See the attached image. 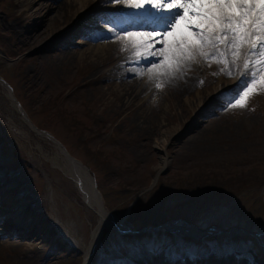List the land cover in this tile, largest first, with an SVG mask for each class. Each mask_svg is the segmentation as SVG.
I'll return each instance as SVG.
<instances>
[{
    "label": "rangeland",
    "instance_id": "obj_1",
    "mask_svg": "<svg viewBox=\"0 0 264 264\" xmlns=\"http://www.w3.org/2000/svg\"><path fill=\"white\" fill-rule=\"evenodd\" d=\"M36 1L46 3L43 9L52 2L33 0L31 5L26 0H0V76L10 84L32 122L41 129L49 130L63 145H55L44 132H34L19 110L14 108L4 83L0 84V163L3 165L0 171L8 176L4 178L8 179L10 187L9 191L6 188L4 193H0V200L2 203L6 201L8 206L15 201L24 202L30 219H38L39 225L43 222L44 225L39 228L43 226L46 233L32 240L37 247L34 252L29 249L31 240H22L20 245L19 240L12 243L8 242L10 237H2L0 264H83L82 252L89 242L98 214L96 208L88 203V198L84 197L79 181L71 174L65 151L87 168L90 181L96 182L93 184L101 202L109 211L117 213L121 223L126 215L124 211L128 212L130 207V211L135 207L137 213H144L135 217V223L141 227L146 223L157 224L165 208L168 217L174 216L167 222L179 228H190L191 224L187 221L205 228L209 220L214 221L215 218L225 223L224 229L239 222L252 229L258 222L264 221V187L260 193L255 192V199L252 192H247V189L254 188L251 187L254 181L264 180V85L258 82L254 86L256 90L249 94L244 106L235 105L234 100L224 103L226 101L219 98L220 109L209 108L212 113L215 112L214 115L207 116V120L198 127L191 125L198 109L214 100L216 93L239 81L250 82L245 61L262 57L250 56L247 59L248 42L243 43L244 49L241 44L235 62L230 51L223 60L217 58L219 52L216 51L211 57L197 55L194 60L181 61L175 68L177 73L174 76L177 78L178 75L179 82L184 84L189 81L193 86L191 93L185 96L173 95L169 85L158 88V77L153 80L145 77L144 82H148L146 90L126 97L121 93L128 81L123 84L121 79L125 77H121L120 73L126 71L127 77L131 75L130 70L140 72L144 67L137 66L140 70H136L135 65L127 61L128 56L144 49L137 48L135 41L123 33L113 35V38L120 36V44L113 45L109 49L111 52L103 56L93 52H88V55L81 53L85 47H92L100 41L92 43L89 38L76 39L74 35L69 39L66 50H55L49 47V43L47 48H41L46 46L49 34L59 31L60 35L69 27H75V31L83 30L87 35L93 33L88 31L86 23L72 24L81 12L75 14V5L65 1L62 8L64 17L60 12L51 28L40 32L32 42L24 40L25 32L32 25L30 20H37L40 15H31L30 10L25 8L28 4L36 8ZM122 1L123 6H129L124 4H128L127 0ZM95 5L107 8L108 5L120 4L88 0L84 10ZM163 23L166 24V20ZM134 29L146 30L145 27ZM98 30L94 31L93 38ZM110 39L108 36L101 42ZM80 40L82 44L78 43ZM224 48L225 45L216 46L217 50ZM207 51L212 53L215 50L202 49L203 53ZM138 60L149 63L141 56ZM230 61L235 70L232 77L224 73ZM218 78L224 81L220 88L216 87ZM244 87L246 83L240 87L239 94ZM187 128L191 130L189 133H186ZM180 133L183 136H179ZM163 156L167 157V162L159 167ZM13 168L23 172L21 179L27 188L18 199L14 193L18 189L19 178L13 177ZM224 190L229 192L228 198ZM30 198L38 207V216H31ZM167 198L165 205L162 202ZM225 198L232 200L230 204L225 203ZM14 212L6 213L5 217L10 214L15 216ZM211 212H215V217L210 218ZM19 213L23 216L27 214L23 210ZM178 218L187 221L184 224ZM110 226L111 223L105 224L106 234L118 235L117 230ZM172 228L167 230L168 233L159 234L162 243L165 241L171 245V241L175 242L174 235L180 237V233L186 232L179 233ZM58 232L73 244L74 250L63 249L65 243L55 237ZM186 235L183 238L188 252H194L197 244L201 246L199 251H216L217 241L223 239L226 242V236L210 234L205 235V245L197 241L190 243L187 239L195 240L199 236ZM231 239L227 237V240ZM56 241L63 244L58 243L60 247H55L56 244L50 246ZM150 241L147 239L146 242ZM238 242L233 251L229 248L223 252L225 261H231L233 252L238 251L248 252L257 258L262 256V250L250 245L247 240L239 239ZM49 246L48 255L45 252ZM153 246L159 248L157 243ZM164 247L168 248L167 244ZM237 260L247 264L244 260Z\"/></svg>",
    "mask_w": 264,
    "mask_h": 264
},
{
    "label": "snow or ice",
    "instance_id": "obj_2",
    "mask_svg": "<svg viewBox=\"0 0 264 264\" xmlns=\"http://www.w3.org/2000/svg\"><path fill=\"white\" fill-rule=\"evenodd\" d=\"M108 3L121 4L122 0H106ZM129 7L144 10L150 6L157 12L179 9L171 23L160 30H135L117 28L111 20L100 17L101 23L111 25L112 35L123 33L135 41L142 59L155 58L152 68L175 69L183 60H194L197 55L213 56L223 60L227 54L238 58L240 45L248 42L249 55L262 57L246 60L244 67L250 77L246 87L234 100L235 105L244 106L249 94L259 82L264 85V0H127ZM131 27V26H130ZM171 38V39H169ZM159 44V48L155 45ZM225 45L224 49H216ZM215 51L203 53L202 49ZM175 61V64L173 63ZM229 74L231 72L229 71ZM243 75V74H242ZM259 77V81H258ZM158 88L161 85H156Z\"/></svg>",
    "mask_w": 264,
    "mask_h": 264
},
{
    "label": "bare ground",
    "instance_id": "obj_3",
    "mask_svg": "<svg viewBox=\"0 0 264 264\" xmlns=\"http://www.w3.org/2000/svg\"><path fill=\"white\" fill-rule=\"evenodd\" d=\"M28 2H30L31 4V1L33 0H26ZM52 2L48 5V8H45L43 9L46 5V3H44L43 1L42 2H37L35 4H37V7L36 8H33V6H31L30 4H28L25 8V10H30V13L29 14H36V15H39L37 16V20H30L32 21V25L29 27L30 30H27L23 36V39L24 40H28V41H31L34 39H36L39 35H40V32H43L44 30H47L49 28H51L53 25H54V22H57V18H58V14L60 12L63 13V10L62 8L64 7V3L65 1L68 2V3H71L73 5H75V14L76 12H82L84 10V7L86 6V3L88 0H51ZM104 3V2H103ZM120 6V5H119ZM107 7H116V6H107ZM146 7H150V6H146ZM66 9V8H65ZM32 10V11H31ZM41 10H43V12H41ZM26 12V11H25ZM41 12V13H40ZM70 12V11H69ZM88 14V15H87ZM111 15H113V18H117L119 20H121L123 17H120L121 14L120 13H108L106 16L110 17ZM65 16V13L62 14V17ZM105 16V17H106ZM107 18V17H106ZM150 18H152V16H150ZM92 19V14L90 13H84L81 17V21H88ZM158 19L161 20L162 17L161 16H158ZM61 20V19H60ZM164 20V19H162ZM26 25V24H25ZM23 24V26H25ZM13 27H15L13 25ZM24 28V27H23ZM70 28V27H69ZM69 28H66V31L63 32L62 34L58 35L59 31H57L56 34H49V37L46 39L48 40L47 43H46V46H42L41 48H47L48 47V43L49 45L51 46V48L55 49V50H66L69 46L68 42H69V39L72 38V36L76 33H78V31H75L74 28L75 27H71L70 29ZM50 32V31H49ZM109 32L108 30H105V29H100L98 30V32L96 33L95 37L94 38H98L100 36H103V35H107ZM58 35V36H57ZM53 36L54 38H51L50 37ZM45 37V36H44ZM108 37V36H107ZM171 39V38H169ZM42 40V39H41ZM67 41V42H66ZM32 42V41H31ZM127 42H130L129 40H127ZM34 43V42H33ZM120 44V36H117L115 38H111L109 41H106V42H100V43H97V44H94L92 47H85L84 49H82L81 53H84V54H87L88 55V52H93V54H98L99 56H103L105 55L106 53L108 52H111L109 51V49L111 47H113V45H117ZM35 44V43H34ZM130 44V43H128ZM30 45V44H29ZM28 46V45H27ZM49 46V47H50ZM128 46V45H127ZM243 46V44H242ZM240 45V48L242 47ZM160 47V46H159ZM244 48V46L242 47ZM116 49V48H115ZM127 50V49H125ZM133 51V50H132ZM208 52V51H207ZM206 52V53H207ZM213 52V51H211ZM120 53V52H119ZM92 54V55H93ZM123 54V53H122ZM91 55V54H90ZM124 57V56H123ZM128 57H131V56H128ZM205 57V56H204ZM99 58V57H97ZM231 59L233 60V57L231 56ZM153 60H155V58H153ZM214 61V60H213ZM155 62V61H153ZM184 62V61H183ZM191 62V61H190ZM198 62V60H197ZM118 63V62H117ZM175 64V61L173 62ZM201 63V62H200ZM214 63V62H213ZM181 64V63H180ZM179 64V65H180ZM185 64V63H184ZM195 64V63H194ZM198 64V63H197ZM204 66V65H203ZM202 66V67H203ZM121 67V66H120ZM140 68V67H139ZM114 69V68H113ZM183 69V68H182ZM120 70V68H119ZM127 70V69H125ZM134 70V69H133ZM184 70V69H183ZM204 70V69H203ZM110 71V70H109ZM135 71V70H134ZM211 71V70H210ZM229 71L231 72V77L233 75V73L235 72L234 70V66L232 64V62L230 61L229 62V65L228 67L224 70V73L226 75L229 74ZM107 72V71H106ZM121 72V71H120ZM126 72L122 71L120 74H121V77L125 75ZM131 75L129 76H125V79L122 80L121 78V81L123 82H126L128 81V83L123 87H122V90L123 92L121 94H123V96H126L128 97V95H135L136 93H138L139 91H144L146 90V85L147 83L144 82V78L145 77H151V80H153V78H156L158 77L159 78V81H160V85H166L168 87H170V90H172V94L173 95H176V97L178 95H182V96H185L187 95L188 93H191L192 89H193V86H191V83L189 81H187L186 83H182V82H179L178 80V75H177V78H175L176 76V73H177V70L176 69H168L167 71H165L164 68H152L151 66V63L149 65H145L144 68L138 72V75L136 72H132V70H130L129 72ZM132 73H135V74H132ZM115 74V73H114ZM219 74V73H218ZM108 75V74H107ZM175 75V76H174ZM230 75V74H229ZM113 76V75H112ZM118 76V75H117ZM120 76V75H119ZM116 77V76H115ZM128 77H130L129 79H127ZM117 78V77H116ZM162 80V81H161ZM131 81V82H129ZM157 82V80H156ZM218 83L216 84V87L217 88H220V84L223 83L224 81H220L219 78H218ZM144 83V84H143ZM193 83V82H192ZM157 84V83H156ZM231 84V83H230ZM234 84V83H233ZM5 85V84H4ZM220 86V87H219ZM6 87V86H5ZM223 87V86H222ZM7 88V87H6ZM152 88V87H151ZM160 88V87H159ZM216 88V89H217ZM119 90V88L117 89ZM171 93V92H170ZM141 94V93H140ZM139 94V95H140ZM11 95V94H10ZM166 95V94H165ZM132 96V97H133ZM138 96V95H137ZM141 96V95H140ZM133 99V98H132ZM20 112V111H19ZM198 116V115H197ZM29 124V123H28ZM30 125V124H29ZM31 126V125H30ZM32 127V126H31ZM33 128V127H32ZM33 130L35 131H39L35 128H33ZM49 139L55 144V145H58V143H56L50 136H49ZM60 148V151L62 152V148L59 146ZM65 156H67V163H68V167L70 168V171H71V174L74 176L75 179H77L79 181V184H80V187H81V190H82V193L84 195V197H87L88 198V203L92 204L95 208H96V211H97V214H98V220L96 222V225L93 226V228L91 229V239H90V242H89V247L92 245L94 239H95V236L96 234L100 233L103 228L105 227V224L107 222H110L112 224H115L114 221L111 222V220H113V218L110 216L109 213H107L104 209L101 208V204L99 202V197L97 195V193H95V191L93 190L94 189V185H93V182H91L89 179V174H88V171L87 169H85L81 163L79 161H76L75 159H73L72 157H69L66 153L64 154ZM167 162V157L163 156L160 163H159V167H161L162 165H164L165 163ZM7 202L4 201V208L6 209V206H7ZM10 205V204H9ZM7 210L9 211H12V210H15L16 214L18 216H23L21 215V213H19L21 210H23L24 213H27V210H28V206H24V202H14V203H11L10 207L7 206ZM4 210V209H3ZM3 212V211H2ZM5 213V212H4ZM0 214H1V211H0ZM16 218V217H15ZM15 218L13 217H9V218H4V216H0V226L1 228H4V231H2V234H5V233H11V235H8L7 237H10V241L8 242H12L13 241H17L19 240L20 241V245L22 244V240H25V239H28V240H33L34 238H32V234H37L36 231H37V228L40 226V225H44L43 222H41V224L39 225L38 221L35 219L33 221H27L25 219H21V218H17L18 220L20 221H17ZM29 223V224H28ZM7 224L11 225V227L9 229H7ZM176 225L172 226L173 228L175 227ZM43 228V226H42ZM217 229L221 234H225L226 232L224 230H220L218 228V226H215V228H213V230ZM181 231H184L186 229L182 228L180 229ZM190 230V233L192 234H197L199 235L197 229L193 230L191 228H189ZM33 231V232H32ZM32 234H29L31 233ZM28 233V234H27ZM28 235V236H26ZM38 236V235H37ZM40 237V236H39ZM38 239V238H37ZM35 241H32L30 243V247L29 249L31 250V252L35 251V248L37 249L36 244L34 243ZM92 242V243H91ZM10 244V243H9ZM18 244V243H17ZM25 244V243H24ZM263 246H264V242H263ZM262 246V247H263ZM21 247V246H20ZM25 250V249H24ZM88 249H86V251H84V257H86V255L88 254ZM23 251V250H22ZM29 252V251H28ZM234 259V258H233ZM231 259V261H223L221 260V262H216L214 260H210V262L208 264H245L244 262H241V261H238L237 259ZM246 262V261H245ZM262 263V262H261ZM264 264V263H262Z\"/></svg>",
    "mask_w": 264,
    "mask_h": 264
},
{
    "label": "water",
    "instance_id": "obj_4",
    "mask_svg": "<svg viewBox=\"0 0 264 264\" xmlns=\"http://www.w3.org/2000/svg\"><path fill=\"white\" fill-rule=\"evenodd\" d=\"M1 79V78H0ZM57 143H58V141H57ZM69 157H72V156H69ZM73 159H75L74 157H72ZM76 160V159H75ZM76 161H78V160H76Z\"/></svg>",
    "mask_w": 264,
    "mask_h": 264
},
{
    "label": "trees",
    "instance_id": "obj_5",
    "mask_svg": "<svg viewBox=\"0 0 264 264\" xmlns=\"http://www.w3.org/2000/svg\"><path fill=\"white\" fill-rule=\"evenodd\" d=\"M231 188L233 187V186H230Z\"/></svg>",
    "mask_w": 264,
    "mask_h": 264
}]
</instances>
